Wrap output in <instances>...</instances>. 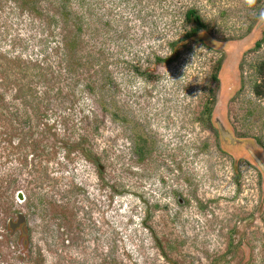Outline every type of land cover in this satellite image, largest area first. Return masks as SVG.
Instances as JSON below:
<instances>
[{
	"label": "rangeland",
	"instance_id": "obj_1",
	"mask_svg": "<svg viewBox=\"0 0 264 264\" xmlns=\"http://www.w3.org/2000/svg\"><path fill=\"white\" fill-rule=\"evenodd\" d=\"M263 31L264 0H0V264H264Z\"/></svg>",
	"mask_w": 264,
	"mask_h": 264
},
{
	"label": "trees",
	"instance_id": "obj_2",
	"mask_svg": "<svg viewBox=\"0 0 264 264\" xmlns=\"http://www.w3.org/2000/svg\"><path fill=\"white\" fill-rule=\"evenodd\" d=\"M185 22L190 25L189 30L186 32L184 38L186 40L194 38L200 34L202 31H207V24L204 22L203 18L199 14L198 10L194 8H190L186 11L185 13ZM264 42V31H263V36L261 39L256 41L255 43V48L258 49L261 47V45ZM69 48H72V43H65ZM176 58V55L170 58H157L158 64L166 62L170 63ZM221 68V63L218 64L217 71L213 74L212 78L214 81L219 82V76H218V70ZM256 72L258 75L257 81L254 83L253 86V91L258 97H263L264 98V60L260 61L257 63L256 67ZM215 95L212 97V102H215ZM212 112L213 108L209 105L206 106L205 108V114L207 115V120L211 121L212 120ZM216 125L219 127L221 125V122H217ZM221 130V129H220ZM218 136L220 135V132L217 131ZM138 152L140 153H145V145L139 146ZM85 154V153H84ZM86 157H89V155L86 153Z\"/></svg>",
	"mask_w": 264,
	"mask_h": 264
},
{
	"label": "water",
	"instance_id": "obj_3",
	"mask_svg": "<svg viewBox=\"0 0 264 264\" xmlns=\"http://www.w3.org/2000/svg\"><path fill=\"white\" fill-rule=\"evenodd\" d=\"M220 127H221V129H222L221 132H222V134H223L224 136H228V137L232 138L231 134H227V133L223 130L222 125H220ZM253 155H254L255 159L258 161V163H260V165H262L261 160L256 156V154H253ZM17 197H18V199L21 200V201L25 199V195H24V193H23L22 191H19V192H18Z\"/></svg>",
	"mask_w": 264,
	"mask_h": 264
},
{
	"label": "flooded vegetation",
	"instance_id": "obj_4",
	"mask_svg": "<svg viewBox=\"0 0 264 264\" xmlns=\"http://www.w3.org/2000/svg\"><path fill=\"white\" fill-rule=\"evenodd\" d=\"M230 77H231V76L229 75V67H228V68H226V70H224L223 78L226 79V80H228V81H229V84H230V82H231V78H230ZM221 125H222V127H223V130L225 131V128H224V126H223L222 123H221ZM219 128L221 129L220 126H219Z\"/></svg>",
	"mask_w": 264,
	"mask_h": 264
},
{
	"label": "clouds",
	"instance_id": "obj_5",
	"mask_svg": "<svg viewBox=\"0 0 264 264\" xmlns=\"http://www.w3.org/2000/svg\"><path fill=\"white\" fill-rule=\"evenodd\" d=\"M253 2V0H248V3L251 4Z\"/></svg>",
	"mask_w": 264,
	"mask_h": 264
},
{
	"label": "bare ground",
	"instance_id": "obj_6",
	"mask_svg": "<svg viewBox=\"0 0 264 264\" xmlns=\"http://www.w3.org/2000/svg\"><path fill=\"white\" fill-rule=\"evenodd\" d=\"M222 130V129H221Z\"/></svg>",
	"mask_w": 264,
	"mask_h": 264
}]
</instances>
